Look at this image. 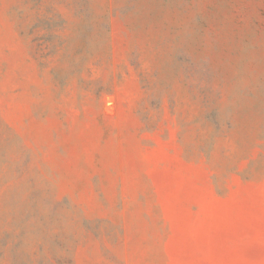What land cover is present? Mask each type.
<instances>
[{
  "label": "rangeland",
  "instance_id": "rangeland-1",
  "mask_svg": "<svg viewBox=\"0 0 264 264\" xmlns=\"http://www.w3.org/2000/svg\"><path fill=\"white\" fill-rule=\"evenodd\" d=\"M0 264H264V0H0Z\"/></svg>",
  "mask_w": 264,
  "mask_h": 264
}]
</instances>
